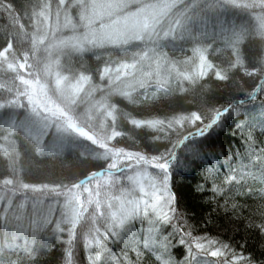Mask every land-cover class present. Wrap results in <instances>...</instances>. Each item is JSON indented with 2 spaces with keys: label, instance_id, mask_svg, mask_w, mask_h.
<instances>
[{
  "label": "trees",
  "instance_id": "16d2710c",
  "mask_svg": "<svg viewBox=\"0 0 264 264\" xmlns=\"http://www.w3.org/2000/svg\"><path fill=\"white\" fill-rule=\"evenodd\" d=\"M140 11L151 32L127 43L103 40L105 26ZM262 82L264 0H0V144L5 136L16 141L15 152L0 147V189L9 178L70 186L97 172L105 174L96 177L103 183L111 172L120 185L129 175L157 174L149 160L174 153L195 130L194 113L206 120L214 107L234 103L254 124V146L225 130L226 156L209 153L194 162V170L182 171L188 149L196 146L186 142L173 161L171 187L178 198L170 223L151 214L135 222L136 245L108 241V246L121 260L127 253L132 261L139 254L140 264L169 258L182 264L187 246L179 241L191 232V238L217 241L216 247L230 245L227 256H198L200 264H242L248 258L264 264V235L248 226L249 220L261 222L256 209L264 203V157L257 159L264 147V92L257 91ZM35 86L38 97L54 99L65 114L36 106ZM58 124L67 131H57ZM214 146L219 149V141ZM128 191L134 192L131 185ZM44 192L26 190L14 198L11 210L17 213L28 198L21 231L6 230L0 219V264H67V231L73 230L71 259L89 264L83 234L92 209L80 227L64 224L59 240L51 229L36 236L29 226L32 203L53 202ZM5 205L7 198L0 214Z\"/></svg>",
  "mask_w": 264,
  "mask_h": 264
},
{
  "label": "snow or ice",
  "instance_id": "6c2138e0",
  "mask_svg": "<svg viewBox=\"0 0 264 264\" xmlns=\"http://www.w3.org/2000/svg\"><path fill=\"white\" fill-rule=\"evenodd\" d=\"M257 91L264 92V87L259 85ZM249 97L252 101H255L257 99L256 92L250 93ZM238 104L244 105L245 101L240 100ZM33 111L35 112V109ZM245 111L237 104L229 103L227 106L211 109V114L206 120L198 113H194L191 123L195 130L191 134V140L196 146L188 149V156L182 161L181 170H194V162L203 160L209 156V153L217 158L221 155L226 156L227 153L224 148H230V142L225 144V141L229 138L224 136V131L228 129L232 130L233 137L240 133L249 147H253L254 124L251 118L245 115ZM184 119H188V117H184ZM196 121H199V127H195ZM260 124L264 126V120H261ZM42 127L47 129L48 125L42 124ZM57 131L66 132L67 127L58 124ZM3 140L4 144H0V147L4 148L5 152L16 151V141L14 139L5 136ZM217 141L220 143L219 149L214 146ZM186 142L180 141L181 147ZM262 157H264V147L259 149L257 159ZM176 159L177 155L175 153L153 157L152 167L159 170L157 174L138 173L129 175L123 178L127 181V184L121 183L120 185L116 184L114 175L111 172L108 173L103 183L97 180L96 177L105 174L97 172L70 186L67 184L35 185L18 182L12 178L5 179L3 188L0 189V203L7 198V205H5L3 213L0 214V219L3 220L6 230L7 227H12L15 231L24 229L26 226L20 221L25 216L28 198L25 196L19 203V213L11 210L14 198L18 193H24L26 190L37 192L44 189V195L51 194L53 202L46 207L43 199H38L32 203L29 226L34 235L38 236L39 233L51 229V234L59 240L61 234L66 231L64 224L71 223L74 229L80 227L82 218L92 209L89 220L90 227L86 228L83 234V246L88 252L89 264H110V262H114V264H140L139 254L136 261L128 259L127 253H125L123 260L112 256L108 241L126 247L136 245L135 222L142 220L144 217L151 218V214H154L164 223H170L172 219L170 212L175 211L174 205L178 198L171 187L173 161ZM261 163H264V159H261ZM128 185H131L134 192L130 193L128 191ZM60 197H63L62 202L59 199ZM262 200H264V196H262ZM233 207H237V205H233ZM165 209H168V211H165ZM10 210L12 212L11 218L9 216ZM57 212L59 215H57ZM256 212L261 217V222L254 225L249 220L248 226L257 227L260 233L264 235V203L257 207ZM191 236V232H187L179 241L181 245L186 244L187 246V255L182 264H200L197 260L200 255L227 256L230 245L221 243L219 247H216L217 241L213 239L207 237L191 238ZM186 237L191 239H186ZM202 240H206L207 243L201 242ZM75 242V231L73 230L71 233L67 231L66 243L69 246L67 264H74L71 258L73 255L72 247ZM232 255L236 256L237 254L233 252ZM157 260H160V258L157 257ZM160 264H173V261L169 258L162 260ZM224 264H229V262L225 260ZM242 264H253V261L248 258L242 261Z\"/></svg>",
  "mask_w": 264,
  "mask_h": 264
},
{
  "label": "rangeland",
  "instance_id": "374dc122",
  "mask_svg": "<svg viewBox=\"0 0 264 264\" xmlns=\"http://www.w3.org/2000/svg\"><path fill=\"white\" fill-rule=\"evenodd\" d=\"M154 14H155V12H154ZM144 31L145 32H151L150 31V24H148V19L146 17V14L144 12L140 11L138 13L135 12V13L129 15L128 17H123L122 19L117 20V21L105 26L101 31V36H102V38H104L103 40H105L107 42L118 43V40H119L120 43H127L129 39H132L136 36L140 37L141 32H144ZM97 35L100 36V32ZM64 41L66 43L64 45L69 46L71 39H69V42H68V40H64ZM243 76H244V74L240 75V79L243 78ZM69 90H71L70 87H69ZM37 92H40V91H39V88L37 86H35L33 93H32V99L35 102L36 106L42 108V110H48V111L55 113V114H59V115L65 114L63 109L60 108V104L55 102L54 99H50L46 95H39V97H38ZM258 114H259V111H258ZM262 116H264V115H262ZM257 119L261 120L262 119L261 115H258L256 117V120ZM120 147H124V146L118 145V150H122ZM129 149L133 150L134 152H138V153H136L137 156L143 155L142 154L143 152L141 150H138L137 148L130 147ZM128 159L131 161L139 160V158H137V157H129ZM149 162L153 163V160L151 159V160H149Z\"/></svg>",
  "mask_w": 264,
  "mask_h": 264
},
{
  "label": "water",
  "instance_id": "95a60500",
  "mask_svg": "<svg viewBox=\"0 0 264 264\" xmlns=\"http://www.w3.org/2000/svg\"><path fill=\"white\" fill-rule=\"evenodd\" d=\"M191 134L192 133L187 134L186 137L184 139H182L181 141H188V140H190L191 139ZM179 146H181L180 143H179Z\"/></svg>",
  "mask_w": 264,
  "mask_h": 264
}]
</instances>
